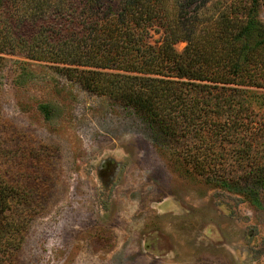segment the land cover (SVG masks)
<instances>
[{
  "label": "rangeland",
  "instance_id": "obj_1",
  "mask_svg": "<svg viewBox=\"0 0 264 264\" xmlns=\"http://www.w3.org/2000/svg\"><path fill=\"white\" fill-rule=\"evenodd\" d=\"M182 1L199 21L248 0ZM120 2L5 0L0 16L80 20ZM163 36L155 21L148 42ZM65 73L17 54H5L0 69V180L19 239L14 264H264V184L249 180L264 168V84L242 87L238 131L168 140ZM20 211H28L21 220Z\"/></svg>",
  "mask_w": 264,
  "mask_h": 264
},
{
  "label": "trees",
  "instance_id": "obj_2",
  "mask_svg": "<svg viewBox=\"0 0 264 264\" xmlns=\"http://www.w3.org/2000/svg\"><path fill=\"white\" fill-rule=\"evenodd\" d=\"M166 1L171 2L172 13ZM4 2L0 0L1 10ZM181 3L190 6L182 0H121L117 11L108 5L101 17L79 15L80 20L37 22L0 16V69L5 54L55 63L83 89L132 108L168 140L181 133L199 135L205 128L215 130L216 134L211 132L215 137L222 132L230 135L240 129L237 124L244 125L238 99L242 87L264 84V19L257 17L259 1L248 0L238 12L199 21L194 16L197 11H182ZM155 21L164 27L158 45L147 40ZM188 25L197 34L192 35ZM181 30L187 36L179 35ZM179 37L186 41L181 52L174 48ZM224 113L231 123L222 121ZM262 170L252 171L249 180L264 184ZM8 191L7 183L0 180V264H14L19 247L8 216ZM21 211L20 220L28 213Z\"/></svg>",
  "mask_w": 264,
  "mask_h": 264
},
{
  "label": "built area",
  "instance_id": "obj_3",
  "mask_svg": "<svg viewBox=\"0 0 264 264\" xmlns=\"http://www.w3.org/2000/svg\"><path fill=\"white\" fill-rule=\"evenodd\" d=\"M258 1H259L261 12L263 13V16H264V0H258Z\"/></svg>",
  "mask_w": 264,
  "mask_h": 264
}]
</instances>
